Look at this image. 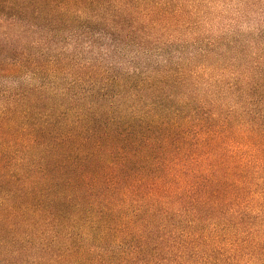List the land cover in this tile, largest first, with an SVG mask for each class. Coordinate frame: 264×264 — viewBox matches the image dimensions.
<instances>
[{"label": "trees", "instance_id": "obj_1", "mask_svg": "<svg viewBox=\"0 0 264 264\" xmlns=\"http://www.w3.org/2000/svg\"><path fill=\"white\" fill-rule=\"evenodd\" d=\"M189 3L0 0V264H264L262 66Z\"/></svg>", "mask_w": 264, "mask_h": 264}, {"label": "rangeland", "instance_id": "obj_2", "mask_svg": "<svg viewBox=\"0 0 264 264\" xmlns=\"http://www.w3.org/2000/svg\"><path fill=\"white\" fill-rule=\"evenodd\" d=\"M193 5L205 11L204 13L208 14V19H210L205 26L193 29V32L196 31L197 34L203 36L227 38L231 40V46L237 48L238 54L243 53V49L252 55L254 54V59L246 66L249 67L255 62L261 64L262 75L260 81L264 83V0H190L189 5L187 4L186 7L191 9ZM15 31L13 29L11 33ZM28 34L29 32H26L21 37H16L14 43H16V46L26 45L27 49L33 53L35 47L31 45V40L37 39L38 36H29ZM0 46L1 54L5 45ZM257 56H262V58L258 61ZM250 59L245 60L241 57L239 63L250 61ZM213 61L227 63L225 59H213ZM30 83H33L30 72L16 77H1L0 91L1 94L2 91L9 94L20 87H27Z\"/></svg>", "mask_w": 264, "mask_h": 264}]
</instances>
